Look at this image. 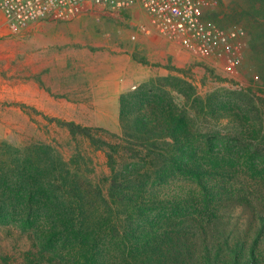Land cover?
Listing matches in <instances>:
<instances>
[{"label": "trees", "instance_id": "16d2710c", "mask_svg": "<svg viewBox=\"0 0 264 264\" xmlns=\"http://www.w3.org/2000/svg\"><path fill=\"white\" fill-rule=\"evenodd\" d=\"M219 7L205 19L244 31L264 91V0ZM118 102L119 134L59 121L104 153L97 180L81 151L0 141V226L31 243L0 264H264L263 99L252 87L202 97L170 73Z\"/></svg>", "mask_w": 264, "mask_h": 264}, {"label": "rangeland", "instance_id": "374dc122", "mask_svg": "<svg viewBox=\"0 0 264 264\" xmlns=\"http://www.w3.org/2000/svg\"><path fill=\"white\" fill-rule=\"evenodd\" d=\"M219 1L204 9L203 18L220 9ZM242 33L234 40L235 64L228 66L149 26L139 8L122 14L86 4L66 18L39 21L21 36L5 29L0 10V141L15 147L45 142L65 158L81 151L93 169L91 177L100 179L109 172L104 153L81 136L73 138L59 121L119 134V95L137 84L122 86L155 77L153 69L166 61H178L179 71L171 74L192 83L199 96L252 87L264 105ZM189 189L187 184L178 190ZM30 246L25 235L0 226V255L9 262H20Z\"/></svg>", "mask_w": 264, "mask_h": 264}, {"label": "built area", "instance_id": "2783aa9c", "mask_svg": "<svg viewBox=\"0 0 264 264\" xmlns=\"http://www.w3.org/2000/svg\"><path fill=\"white\" fill-rule=\"evenodd\" d=\"M218 0H0V10L10 33H19L30 24L63 19L94 4L121 13L141 9L149 26L171 39H177L202 56L223 59L235 64L234 40L242 33L239 27L221 28L203 18V11ZM142 31H149L141 25Z\"/></svg>", "mask_w": 264, "mask_h": 264}, {"label": "crops", "instance_id": "0c3cea01", "mask_svg": "<svg viewBox=\"0 0 264 264\" xmlns=\"http://www.w3.org/2000/svg\"><path fill=\"white\" fill-rule=\"evenodd\" d=\"M3 15V13H2ZM38 22L32 23L30 24L26 29H24L23 31L19 32V33H10L9 30L6 27L5 24V20H4V16H3V25L5 27V29L10 33V34H14V35H23L29 28L34 27ZM177 40V39H174ZM178 41V40H177ZM171 44H174V46L176 45L175 42H171ZM215 61H217V64L221 63L223 60L222 59H214ZM175 63V64H174ZM174 64V65H173ZM168 66H170V68H168ZM171 66L178 68V61H170V63L168 61H166V63H160V65H158L157 67H155L153 69V73L150 74L151 76H161V75H167L170 74L172 72H174L175 70L171 68ZM140 81L138 80H134L132 82H128L126 85H123L122 88L126 89V88H132L134 87L136 84H138Z\"/></svg>", "mask_w": 264, "mask_h": 264}]
</instances>
